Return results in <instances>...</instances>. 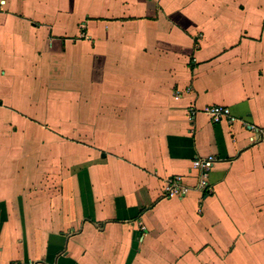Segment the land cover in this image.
<instances>
[{
	"label": "crops",
	"instance_id": "0c3cea01",
	"mask_svg": "<svg viewBox=\"0 0 264 264\" xmlns=\"http://www.w3.org/2000/svg\"><path fill=\"white\" fill-rule=\"evenodd\" d=\"M260 128L264 0H0V264H264Z\"/></svg>",
	"mask_w": 264,
	"mask_h": 264
},
{
	"label": "built area",
	"instance_id": "2783aa9c",
	"mask_svg": "<svg viewBox=\"0 0 264 264\" xmlns=\"http://www.w3.org/2000/svg\"><path fill=\"white\" fill-rule=\"evenodd\" d=\"M192 114H196L198 111L195 108L191 109ZM203 113L210 116L213 123L220 124L223 121L233 122L234 119L228 108L222 106L206 107L202 110ZM257 133L264 135V128L256 129ZM216 158L214 156H209L205 158L197 159L193 162V168L201 170L203 177H207L213 168ZM188 190L182 186V178L176 177L169 181V184L165 187V194L168 198L182 197L186 195ZM14 264H33V263H22L16 262Z\"/></svg>",
	"mask_w": 264,
	"mask_h": 264
}]
</instances>
